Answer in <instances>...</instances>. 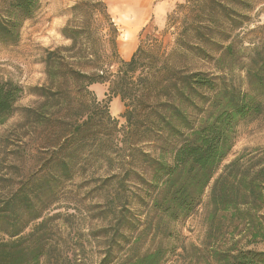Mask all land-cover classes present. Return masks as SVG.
Instances as JSON below:
<instances>
[{"label": "trees", "instance_id": "trees-1", "mask_svg": "<svg viewBox=\"0 0 264 264\" xmlns=\"http://www.w3.org/2000/svg\"><path fill=\"white\" fill-rule=\"evenodd\" d=\"M40 2L0 0V47L18 43ZM69 12L61 29L69 44L44 50L45 84L25 89L0 75V125L20 117L1 144L27 164L17 177L0 175V264H72L58 249V220L70 215L52 212L61 198L97 195L102 202L84 208L104 222L90 233L97 264H166L177 250L168 247L170 223L193 215L206 195L208 219L238 231L213 262L264 264V147L242 152L215 177L240 123L264 117V52L253 50L241 89L172 63L188 50L181 37L160 63L140 44L123 59L106 0H77ZM105 83L107 99L99 100L91 86ZM25 94L37 98L19 106ZM113 96L125 107L121 135ZM144 232L159 238L154 249H141Z\"/></svg>", "mask_w": 264, "mask_h": 264}, {"label": "rangeland", "instance_id": "rangeland-1", "mask_svg": "<svg viewBox=\"0 0 264 264\" xmlns=\"http://www.w3.org/2000/svg\"><path fill=\"white\" fill-rule=\"evenodd\" d=\"M76 1L41 0L36 16L25 21L18 43L0 47V75L3 78L17 82L25 89L47 82L44 50L69 44L61 29L70 18V8ZM106 3L118 28V51L123 59L131 55L127 51L137 49L140 44L160 63L170 56L181 37L188 50L174 53L170 59L172 63L221 75L227 85L246 89L245 66L255 48L264 52V0H106ZM128 39L131 40L130 48ZM229 44L230 53L222 54L221 48ZM91 89L97 97L99 95V100L107 99L108 84L95 85ZM36 98L25 94L18 105H28ZM110 111L118 119L117 129L121 135L126 121L116 113L113 104H110ZM19 118L14 115L0 125V175L5 177L19 176L27 165L21 152L1 144V137L7 135ZM262 147L264 117L240 123L234 145L215 177L242 152L249 153ZM78 195L83 197L84 191ZM77 199L76 203L61 198L52 212L70 215L69 220H58V249L72 264H97L101 252L90 233L102 227L104 222L84 208L102 202V198L97 195L83 201L78 196ZM210 212L206 195L193 215L170 223L174 239L169 241L168 247L174 244L177 250L175 254L168 250L166 264H215L211 259L213 251L230 245L234 236L238 239V231L233 232V225L222 222L218 227V218L208 219ZM145 215L142 214L141 219ZM176 234L178 240L174 237ZM158 241V237L144 232L139 244L144 251L154 249ZM182 244L184 249L180 248ZM258 248L264 249V242H260Z\"/></svg>", "mask_w": 264, "mask_h": 264}, {"label": "crops", "instance_id": "crops-1", "mask_svg": "<svg viewBox=\"0 0 264 264\" xmlns=\"http://www.w3.org/2000/svg\"><path fill=\"white\" fill-rule=\"evenodd\" d=\"M139 43H140V41H138ZM132 49H133V46H132ZM135 48L133 49V51L131 50L130 52L129 51H127L128 53H131V55L129 56V58L133 55V53L135 52ZM128 58V59H129ZM128 59H125V60H128ZM95 85H101V84H93L92 86H95ZM91 86V87H92ZM98 99H100V97H99V95H98ZM110 104H113L114 105V108H115V110H116V113L117 114H119V115H121L122 114V112L124 111V104H123V102L121 101V99H120V97H118V96H113L112 98H111V102H110Z\"/></svg>", "mask_w": 264, "mask_h": 264}, {"label": "bare ground", "instance_id": "bare-ground-1", "mask_svg": "<svg viewBox=\"0 0 264 264\" xmlns=\"http://www.w3.org/2000/svg\"><path fill=\"white\" fill-rule=\"evenodd\" d=\"M127 43H128V44H127L128 48H130L131 40L128 39V40H127Z\"/></svg>", "mask_w": 264, "mask_h": 264}]
</instances>
